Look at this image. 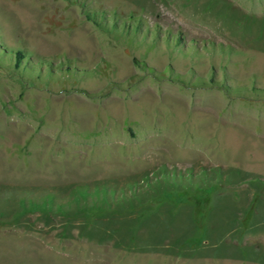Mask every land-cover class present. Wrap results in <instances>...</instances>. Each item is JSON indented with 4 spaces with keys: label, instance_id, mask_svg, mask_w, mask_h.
Returning a JSON list of instances; mask_svg holds the SVG:
<instances>
[{
    "label": "rangeland",
    "instance_id": "rangeland-1",
    "mask_svg": "<svg viewBox=\"0 0 264 264\" xmlns=\"http://www.w3.org/2000/svg\"><path fill=\"white\" fill-rule=\"evenodd\" d=\"M0 264H264V0H0Z\"/></svg>",
    "mask_w": 264,
    "mask_h": 264
},
{
    "label": "trees",
    "instance_id": "trees-1",
    "mask_svg": "<svg viewBox=\"0 0 264 264\" xmlns=\"http://www.w3.org/2000/svg\"><path fill=\"white\" fill-rule=\"evenodd\" d=\"M24 58V54L22 52L17 53V60L20 62Z\"/></svg>",
    "mask_w": 264,
    "mask_h": 264
}]
</instances>
